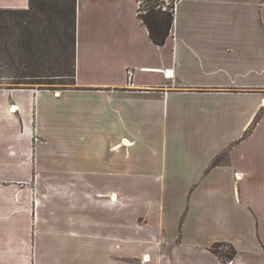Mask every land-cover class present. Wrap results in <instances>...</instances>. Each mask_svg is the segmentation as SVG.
<instances>
[{
	"label": "crops",
	"instance_id": "0c3cea01",
	"mask_svg": "<svg viewBox=\"0 0 264 264\" xmlns=\"http://www.w3.org/2000/svg\"><path fill=\"white\" fill-rule=\"evenodd\" d=\"M138 8L77 0L75 84L0 87V264H264V0L163 45Z\"/></svg>",
	"mask_w": 264,
	"mask_h": 264
},
{
	"label": "trees",
	"instance_id": "16d2710c",
	"mask_svg": "<svg viewBox=\"0 0 264 264\" xmlns=\"http://www.w3.org/2000/svg\"><path fill=\"white\" fill-rule=\"evenodd\" d=\"M177 0H143L138 14L152 40L165 44L174 22ZM77 0H29L27 8H0V87L56 89L75 84ZM216 244L213 249L221 253ZM232 259L236 253L230 246ZM221 254V255H223Z\"/></svg>",
	"mask_w": 264,
	"mask_h": 264
},
{
	"label": "rangeland",
	"instance_id": "374dc122",
	"mask_svg": "<svg viewBox=\"0 0 264 264\" xmlns=\"http://www.w3.org/2000/svg\"><path fill=\"white\" fill-rule=\"evenodd\" d=\"M144 4V3H143ZM5 81H9V80H4V83H1L2 85L1 86H6L9 84V83H6ZM36 87H40L39 84H35ZM68 85L67 84H64L62 83L61 81H58V83L54 84V87L58 90L60 89H63L65 87H67ZM218 249L221 251V252H224V253H230V247L226 246V245H222L220 247H218Z\"/></svg>",
	"mask_w": 264,
	"mask_h": 264
},
{
	"label": "built area",
	"instance_id": "2783aa9c",
	"mask_svg": "<svg viewBox=\"0 0 264 264\" xmlns=\"http://www.w3.org/2000/svg\"><path fill=\"white\" fill-rule=\"evenodd\" d=\"M139 1V6L143 3V0H138ZM170 0H167V3H169ZM133 73L131 70L128 69V75L131 76ZM167 76H171L172 72L170 70H167L166 73Z\"/></svg>",
	"mask_w": 264,
	"mask_h": 264
}]
</instances>
